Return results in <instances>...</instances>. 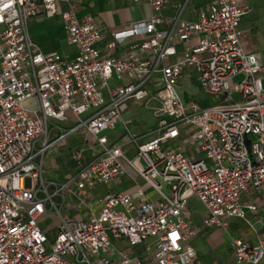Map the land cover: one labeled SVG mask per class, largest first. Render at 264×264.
<instances>
[{"label":"built area","instance_id":"1","mask_svg":"<svg viewBox=\"0 0 264 264\" xmlns=\"http://www.w3.org/2000/svg\"><path fill=\"white\" fill-rule=\"evenodd\" d=\"M190 1L165 19L166 0H147L150 17L114 32L102 55L103 27L62 8L67 0H0V264H193L188 242L195 230L184 217L190 198L205 211L204 228L226 229L235 219L256 235L255 244L230 239L234 264H264V232L257 234L247 217L264 206V66L240 44L241 19L252 8L245 0H212L193 20H181ZM39 16L59 19L77 48L72 60L31 39L29 24ZM129 39L136 41L127 56L113 57ZM186 69L214 104L181 98ZM113 78L123 83L110 87ZM29 100L35 107L21 106ZM151 101L159 105L157 127L136 145L123 114L129 103ZM50 121L71 128L49 142ZM118 122L124 135L110 143L106 134ZM185 128L193 131L182 137ZM76 134L81 144L69 152L71 173L61 183L48 180L45 155ZM182 139L198 156L172 145ZM127 145L135 146L134 158L125 155ZM128 169L144 186L106 193L87 219L67 214L71 202L91 212V192ZM252 194L258 203L242 201ZM49 210L58 218L52 234L40 227Z\"/></svg>","mask_w":264,"mask_h":264},{"label":"crops","instance_id":"2","mask_svg":"<svg viewBox=\"0 0 264 264\" xmlns=\"http://www.w3.org/2000/svg\"><path fill=\"white\" fill-rule=\"evenodd\" d=\"M210 1L212 0H191L189 6H187L181 15V20H193L197 10ZM245 1L252 8V11L241 19L240 29L242 31V38L240 44L245 52L256 54L259 63L264 66V0ZM182 2L183 0H166L161 12L163 18L169 19L177 15V6ZM63 7L74 9L78 17L86 15L92 16L97 23L103 27V38L97 45L102 55L107 53L106 45L111 41V35L114 32L125 30L132 23L145 21L152 14V9L147 0H67V6L62 5V8ZM28 33L31 39L44 52H57L65 60H72L77 54V48L68 44L57 17H37L30 22ZM135 41V39H129L117 45L111 52V55L116 58L126 57L130 45ZM112 80L115 81L116 79L113 78ZM179 87L184 101L196 100L203 107L210 106L216 102L213 97L204 95L199 91L192 69H186L182 80L179 82ZM134 106H136L135 103H129L127 111L123 114L122 121L131 122L129 131L137 138L136 145H139L149 138H142L145 132H140L138 130L133 132L131 130L132 121L129 119L128 113ZM123 122H118L114 130L106 134L110 143H118L120 138L124 135ZM192 131L191 128L182 129V137H186V134H190ZM80 144L81 135L79 134L72 136L71 141L67 140L65 143L60 144L66 148L63 153H57L60 164L54 163V167H56L55 169L52 168V171H54L52 175H54V177L44 172L45 178L56 183L63 182L69 176L73 168V163L68 160L69 152L77 148ZM172 145L175 147L180 146L186 155L198 156L197 150L186 144L184 139H182V141H176ZM55 148L56 147L50 149L48 153L51 154L52 150ZM123 151L129 158H134L136 155V148L132 145L125 146ZM46 157L47 154L44 157L43 163ZM53 158L54 157H52V159ZM138 178L139 177H137L133 171L128 169L126 174L121 176L116 182L108 186L98 187L91 192V212H88L85 208L78 209L77 202H71V210L67 211V214L73 219H87L92 213L95 214L98 212L99 207L95 205L97 199L101 198L106 193L132 191L136 186H139V183L136 181ZM99 188L102 189L98 190ZM242 201L258 203L259 198L256 194H252L251 196H243ZM197 215L198 213L192 214L190 211H188L187 214V219L190 221L191 227L195 230V235L188 242L196 253L193 264H234L231 258L230 239L243 238L248 240L251 244H255L256 242V235L243 221L230 219L226 222V229L217 228L215 229L217 231H213V229L204 228L202 226V218L205 215L203 207L202 212L199 214L200 223L195 225L193 219ZM247 217L249 220H253L257 225L254 227L257 234L264 232V206L260 207L257 214H248ZM240 222H243L249 228L250 232L246 235L238 234V236H236L232 233V229L238 227ZM113 243L119 248L127 249V244L124 240H115Z\"/></svg>","mask_w":264,"mask_h":264},{"label":"rangeland","instance_id":"3","mask_svg":"<svg viewBox=\"0 0 264 264\" xmlns=\"http://www.w3.org/2000/svg\"><path fill=\"white\" fill-rule=\"evenodd\" d=\"M241 79H242L241 76H237L234 78V81L238 82ZM122 83H123L122 81L110 80L109 86L114 87V86L122 84ZM179 94H180L181 98H183L180 91H179ZM21 106H23L25 108H33V107H35V101L29 100L27 102L22 103ZM158 106L159 105L156 101H152L151 103L142 104V105L136 104V106H134L133 109L128 113V117L132 121L131 130L133 132L137 131V130L140 132H145V134L142 137L143 139L151 137L154 133L153 131L157 127V119L154 116V113L157 111ZM70 128H71V123H69L68 125H66V124L64 125V124L59 123V122L50 121L48 124L49 142L56 141L58 136L60 135V133H66L70 130ZM67 140L71 141V135H70V137H68ZM39 148H40L39 144L36 145L33 152L36 153ZM65 150H66V148L63 147V145L58 144L56 146V148L54 150H52L53 154L52 153L49 154L47 152V157L43 163L44 172H46L48 175L54 174V171H52V168L53 169L56 168V167H54V163L56 162V163L60 164V159L57 157V153L58 152L63 153ZM52 157H54V158L52 159ZM36 162H38V159H36ZM52 176L54 177V175H52ZM136 181H137V183H139V186L144 185V182L141 179L138 178ZM100 189H102V188H99L98 190H100ZM48 191H49V193H51L50 189ZM124 192L125 191H118V193H124ZM164 192H166L165 189H164ZM94 193H95V191H94ZM38 196L40 198L44 197L41 193H39ZM53 202L58 204V199L53 198ZM47 209H49L48 206H47ZM188 211L192 212V214L198 213V215L195 216L193 219L194 224L198 225L200 223L199 214L202 212V206L197 202V200L195 198H190L188 200V206H187V209H186L185 214H184L185 219L190 224V221L187 219ZM52 212H53V210H49L46 213V215L43 216L42 221L40 222L41 229L43 231H48L49 229H51L52 230L51 234L55 231V225L58 222V218L56 217L55 214H52ZM62 213H63V211H62ZM250 223L254 227L257 226L253 220H250ZM211 229H213V231H217V230H215L217 228H211ZM249 232H250L249 228L243 222H240L238 227H236L235 229H232V233L235 234L236 236H238V234L246 235ZM47 251H49V249H47Z\"/></svg>","mask_w":264,"mask_h":264},{"label":"trees","instance_id":"4","mask_svg":"<svg viewBox=\"0 0 264 264\" xmlns=\"http://www.w3.org/2000/svg\"><path fill=\"white\" fill-rule=\"evenodd\" d=\"M48 239L50 240L51 239V236L50 235H47Z\"/></svg>","mask_w":264,"mask_h":264}]
</instances>
